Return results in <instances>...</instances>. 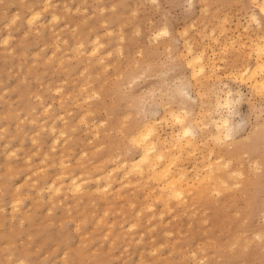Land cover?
Instances as JSON below:
<instances>
[{"label":"rangeland","instance_id":"obj_1","mask_svg":"<svg viewBox=\"0 0 264 264\" xmlns=\"http://www.w3.org/2000/svg\"><path fill=\"white\" fill-rule=\"evenodd\" d=\"M44 1L0 0V264H264V88L243 75L259 1ZM187 42L204 51L196 75ZM155 119L167 153L186 126L197 142L166 206L160 179L124 177L131 134Z\"/></svg>","mask_w":264,"mask_h":264},{"label":"bare ground","instance_id":"obj_2","mask_svg":"<svg viewBox=\"0 0 264 264\" xmlns=\"http://www.w3.org/2000/svg\"><path fill=\"white\" fill-rule=\"evenodd\" d=\"M259 1V5H260V9L264 12V0H258ZM47 4V0L44 1ZM36 14V12L31 13V17H35L34 15ZM32 18L27 19V23H31L32 22ZM121 26V25H120ZM31 27V26H29ZM165 33V32H164ZM262 36V35H261ZM259 38V37H258ZM187 49L188 52L190 53V57L187 61V63L190 65L191 67V71L194 75H196L197 73L203 72L206 69V65L204 64V51H200L197 50L194 46H193V42H187ZM98 46V44H97ZM119 47V45H118ZM97 48V47H96ZM120 48V47H119ZM204 49V48H203ZM94 51V50H93ZM256 52V64L255 66L252 67H247L244 72L243 75L245 77H247L249 80L251 79L252 83L257 87V88H264V38L261 39L259 42H256V48L255 51ZM183 87V86H182ZM183 89V88H182ZM182 89L180 88L179 90H181L180 92H182ZM168 91V90H167ZM184 91V90H183ZM169 92V91H168ZM188 92V91H187ZM185 93L184 96H189L190 94H186V92H182ZM181 93V94H182ZM170 95V94H169ZM191 97V96H190ZM186 98V97H185ZM189 98V97H188ZM191 99H193V97H191ZM221 100V99H220ZM220 103V101H217ZM225 103V102H223ZM229 103V102H227ZM232 103V102H231ZM217 106V104H216ZM215 106V107H216ZM219 106V105H218ZM223 106V105H222ZM230 106V105H229ZM229 108V107H228ZM218 109V108H217ZM171 110V109H170ZM176 111V110H175ZM157 112V111H156ZM174 112V110H173ZM183 112V111H182ZM157 114V113H156ZM155 114V115H156ZM174 114V113H173ZM186 115V114H185ZM202 116V114H201ZM220 116V115H219ZM222 116V115H221ZM178 119L182 120L179 114H176V116ZM200 117V116H199ZM185 119V118H184ZM180 120H178L179 122H181ZM212 121V125L218 130V134H216L215 136H220L222 129L225 127V134L226 136L229 135L230 132V128L228 129L229 125L228 124V119L227 118H223V117H212L211 119ZM54 122V121H53ZM53 124V123H51ZM182 129V128H181ZM229 130V132H228ZM232 130V129H231ZM181 131V130H180ZM195 131V130H194ZM194 132L192 130L191 127L186 126L185 129L182 131V135L185 138V141H183L184 139H181L179 136L176 137L175 142H173V147L175 151H171L167 153L165 148V143L163 141H160L159 137L157 138V119L152 120V121H142L139 124V127L137 125L136 127V131H134L131 134V139L133 140V142L139 147V158L136 159V161L134 163H130L129 165V170H127L124 173V177H126V175H128L129 172H132V170H137L138 172H140L141 174H152L157 180H161V183L158 185L159 189H158V196L159 198L163 201V203L166 205H169V202L171 201L170 198H174V196H180L183 195L184 193H186L188 186H189V176L186 172V169L183 168L179 163H177L178 158H176L177 156H179V154H181V151L183 150L184 147L186 146H190V145H195L197 142L193 141L192 138H189V135H193ZM231 134V133H230ZM189 136V137H187ZM194 136V135H193ZM224 136V135H223ZM197 137V136H196ZM221 137V136H220ZM229 137V136H228ZM58 138V137H57ZM56 138V139H57ZM183 138V137H182ZM216 139L219 137H215ZM55 139V138H54ZM222 140V139H221ZM166 142V141H165ZM224 142V141H223ZM171 145V144H170ZM54 146V145H53ZM55 147V146H54ZM168 150V148H167ZM187 151V150H186ZM178 153V155H177ZM47 154V153H46ZM62 155V154H61ZM183 157V156H182ZM167 159V160H166ZM165 160V161H164ZM62 161V158H61ZM162 161V163H160ZM63 162V161H62ZM133 162V161H132ZM64 163V162H63ZM160 163V164H159ZM174 163V164H173ZM209 163V162H208ZM65 164V163H64ZM126 164V163H125ZM210 164V165H209ZM209 167L211 168L212 171V178H217V175H220L221 172V165L224 164V162H211L209 163ZM227 164H230L229 160L227 161ZM124 165V164H123ZM61 166V164H60ZM64 166V165H63ZM119 166V165H118ZM228 167V166H226ZM225 167V168H226ZM64 168V167H63ZM104 168V167H103ZM113 168V167H112ZM116 168V167H115ZM102 169V167H101ZM140 171H139V170ZM123 172V171H122ZM139 173V174H140ZM65 174V173H63ZM112 174V173H110ZM209 172H207V176L204 175V177H208ZM230 174H232L230 172ZM102 175V174H101ZM104 175V174H103ZM123 175V174H122ZM136 175V174H135ZM215 175V176H214ZM62 176V175H61ZM110 176V175H109ZM137 176V175H136ZM202 176V174H201ZM200 176V177H201ZM72 177V176H71ZM105 177V176H104ZM123 177V176H122ZM199 177V178H200ZM202 176V179H204L205 182L210 183L209 180H206ZM75 178V177H74ZM73 178V179H74ZM107 178V177H106ZM105 178V179H106ZM147 178V177H146ZM235 178V177H234ZM61 179V177H60ZM72 179V180H73ZM76 179V178H75ZM148 179H149V175H148ZM211 179V178H210ZM69 181H71L70 179L68 180L67 184H69ZM137 181V180H136ZM135 181V182H136ZM139 181V180H138ZM220 181V180H219ZM54 182V180H53ZM52 182V184H53ZM64 182V181H63ZM63 182L59 183L60 185L63 184ZM81 182V181H80ZM80 182L78 183V181H76V185H75V189L78 190V188L80 187ZM134 182V180H133ZM195 182V181H194ZM99 183V182H98ZM109 181H107V183L105 185H108ZM186 183L187 187L185 188L182 184ZM206 183V184H207ZM58 184V186H56L55 188L58 189L60 188V185ZM71 184V183H70ZM83 184V183H82ZM81 184V185H82ZM231 184V183H230ZM239 184V183H238ZM236 183V185H238ZM199 185V184H198ZM72 187V184H71ZM100 187V186H99ZM98 187V188H99ZM104 187V185H103ZM106 187V186H105ZM50 188H53V186ZM53 188V189H55ZM93 188H96L95 186ZM17 189V188H16ZM15 189V190H16ZM47 189V188H46ZM61 189V188H60ZM72 189V188H71ZM83 189V188H82ZM80 189V190H82ZM101 192H103L102 190L106 189H102L99 188ZM39 190V188H38ZM40 190H43L40 188ZM49 190V189H48ZM52 190V189H51ZM66 190V189H65ZM74 190V189H72ZM93 190V189H92ZM98 190V189H95ZM192 190V189H191ZM190 190V191H191ZM53 191V190H52ZM51 191V192H52ZM55 191V190H54ZM58 191V190H57ZM99 191V192H100ZM112 191V190H111ZM38 193V191H37ZM39 194H41V191L39 192ZM105 194V193H104ZM120 194V193H118ZM147 195V194H146ZM197 195L204 197L206 195V186L204 187V189L200 192H197ZM105 196V195H104ZM122 197V195H121ZM157 197V196H156ZM155 197V198H156ZM19 199H21L18 196ZM38 198V197H37ZM41 198V196H40ZM43 198V197H42ZM158 198V197H157ZM156 198V199H157ZM187 199V198H186ZM86 201H90L89 199H87ZM19 202V201H18ZM131 202V201H130ZM150 202V201H149ZM152 202V201H151ZM180 202V201H179ZM12 203V201H11ZM134 203V202H133ZM133 203H131L132 205H134ZM181 203V202H180ZM179 203V204H180ZM16 204V205H14ZM13 205L15 206L14 209H17L19 206V204L14 203ZM130 204V205H131ZM12 205V207H13ZM106 205V204H105ZM108 205V204H107ZM110 205V204H109ZM143 206V205H142ZM145 206V205H144ZM150 206V205H149ZM163 206V205H162ZM17 207V208H16ZM148 207V206H147ZM151 207V206H150ZM148 207V208H150ZM154 207V205H153ZM169 207V206H168ZM197 210V209H196ZM119 211V210H118ZM142 212V210H138V212ZM164 211V210H163ZM108 212V211H107ZM106 212V213H107ZM185 212V211H184ZM186 213V212H185ZM193 213V212H192ZM154 215V214H152ZM162 216V215H161ZM147 217V216H146ZM99 218V217H98ZM101 219V217H100ZM99 219V220H100ZM98 220V219H97ZM149 221V220H148ZM135 222V223H133ZM131 223H133L134 225L137 223V221H133ZM139 222V221H138ZM164 223V222H163ZM154 226V225H152ZM156 227V224H155ZM210 227V226H209ZM149 229V227H148ZM180 229V228H179ZM179 231V230H177ZM205 231V230H204ZM172 232V231H171ZM124 233V232H123ZM150 233V232H149ZM167 233V232H166ZM125 234V233H124ZM182 234V233H180ZM131 235V234H130ZM140 240V239H139ZM142 241V240H141ZM250 242V241H249ZM248 242V243H249ZM155 247V246H154ZM157 250V246L155 247ZM23 259V258H21ZM74 261L78 262L79 264H87L85 261L82 260V256L80 255V258L78 259V261L76 259L73 258ZM65 261V259H64ZM198 261V260H197ZM72 262V261H71ZM70 262V263H71ZM19 263V262H18ZM25 263V262H24Z\"/></svg>","mask_w":264,"mask_h":264}]
</instances>
